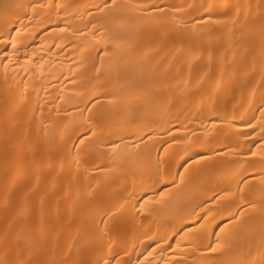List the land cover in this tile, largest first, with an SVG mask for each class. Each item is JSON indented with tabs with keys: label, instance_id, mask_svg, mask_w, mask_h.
Instances as JSON below:
<instances>
[{
	"label": "bare ground",
	"instance_id": "1",
	"mask_svg": "<svg viewBox=\"0 0 264 264\" xmlns=\"http://www.w3.org/2000/svg\"><path fill=\"white\" fill-rule=\"evenodd\" d=\"M0 264H264V0H0Z\"/></svg>",
	"mask_w": 264,
	"mask_h": 264
}]
</instances>
